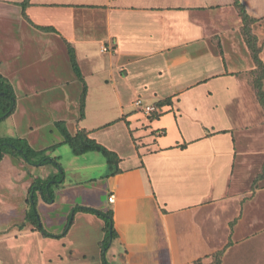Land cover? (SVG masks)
<instances>
[{
    "label": "crops",
    "instance_id": "crops-1",
    "mask_svg": "<svg viewBox=\"0 0 264 264\" xmlns=\"http://www.w3.org/2000/svg\"><path fill=\"white\" fill-rule=\"evenodd\" d=\"M22 1L0 0V20H14L21 28L12 40L18 54L25 48L29 55H35L31 42L42 52H37L42 67L38 82L47 75L71 95L77 78L69 77L57 54L65 58L68 42L77 54L82 50L90 60L91 50L86 46L101 43L100 52L108 53L110 61L108 68L91 61L95 71L84 75L86 102L91 96L93 72L107 74L103 76L106 84L149 98L148 104L172 100L162 108L163 114L151 121L134 109L125 112L119 94L116 120L99 127H79L91 131L90 136L96 139L98 130L123 122L132 142L129 154L106 142V147L118 153L122 171L107 176V170L102 175L107 184L104 204L80 205L112 212L116 235L106 253L111 254V263L195 264L201 259V264H210L212 255L225 249L221 264H264V178L254 190L231 188L236 164L244 156L264 157V111L251 74L256 64L242 35V19L234 0H31L26 9L28 18L23 15ZM240 1L250 15L264 16L262 6L252 4V0ZM251 8L257 14H251ZM212 10L216 12L212 14ZM236 16L241 24L231 27L229 20ZM39 26L54 27L56 32ZM259 41L264 62V40L259 37ZM104 46L108 50L103 51ZM11 55L13 59L19 56ZM18 67L14 61L3 71L8 74L19 71ZM215 78L233 79L232 84H226L229 93L223 97L213 86ZM26 82L36 83V77H28ZM232 86L234 92L230 91ZM194 87L207 93L203 98L183 101L185 92ZM86 118L82 121L89 120ZM97 140L103 144L102 139ZM112 194L113 202L109 200ZM32 226L28 236L40 242L27 241L21 246L0 243V264H4L3 249L22 251L6 255V262L19 257L32 262L38 253L36 261L40 260L52 237L43 241ZM66 235L60 243L64 250L70 248ZM66 255L50 252L41 261L52 263L58 256L59 264H64ZM80 255L88 261L86 253Z\"/></svg>",
    "mask_w": 264,
    "mask_h": 264
},
{
    "label": "rangeland",
    "instance_id": "rangeland-1",
    "mask_svg": "<svg viewBox=\"0 0 264 264\" xmlns=\"http://www.w3.org/2000/svg\"><path fill=\"white\" fill-rule=\"evenodd\" d=\"M251 3L255 5L258 4V6L260 5L264 9V0H252ZM13 5L15 8L17 7V5ZM215 12L216 11L212 10L211 13L214 14ZM252 13L257 14L256 11L251 8V14ZM256 17L261 18V20L255 25L257 27H255V30L257 29L260 39L264 40V16ZM229 24L231 27H238L241 23L236 16V18L229 20ZM212 28L217 30L218 26ZM19 30L21 31V28L14 20L7 22L0 20V71L5 72L3 70L6 68L10 69L14 61H18L20 66L18 67L19 71H12L8 74L5 72L6 74H4L8 77L9 74L11 76L12 81L11 79L10 81L14 87L17 98V110L13 115L7 117L0 123V135L26 138L30 145L36 150H45V154L48 156L56 159L58 158L59 163L57 162V164L51 161L38 166L30 164L21 156H11L9 154L4 156L3 160L0 162V243H3L5 246L18 243L21 246L27 241L35 240L36 243L40 242L39 238L34 239L28 236V233L33 229L32 224L26 220V214L31 208V204L28 202V198L31 197L29 189L33 182L37 180L41 181L39 177L47 178L50 175H54L58 176L57 179L55 177V180L62 183L60 189L53 188L54 196L49 202L45 201L40 191L37 190V203L35 208L40 224H42L44 230L51 234H55L54 232H59L61 234L71 222V226L69 227L71 229L64 238L70 248L67 250L62 248L60 244L63 242V240H61L62 237H52L50 241L51 246H47V248L51 250V253H67L66 257L64 256L67 259H65L66 261L64 264L111 263V254L106 253L108 252L112 237L110 238L106 231H104L108 225V220L96 214L94 216L90 214L87 215L86 212L77 208L84 203L104 204L105 200H107V184L106 180L102 178V175L107 172L108 163L105 156L99 152H89L83 155L75 154L69 144L62 143L64 137L57 126V122L64 121L67 129L72 134H75L80 126L87 128L88 126L98 125L99 127L109 121L116 120L120 115V105L117 100L119 94H122L119 95V97H123V99H121L124 101L123 105H125V112L134 109L135 112L141 113L140 115L142 118H148L149 114L144 111V108L136 107L133 103L139 96L135 93L136 91L123 90L122 87L118 86H115L117 88V90H115V87L112 86L111 83L106 84L104 82L103 76H108L107 74H94L93 72L92 76H90L92 83L89 91L91 96L89 97V103L86 102L87 106L85 108L86 120H89L82 121L80 118L82 83L76 79L73 82L74 86L71 85L70 88L71 95L67 96L69 91L65 90V87H62L58 82H53L50 75L49 79L47 75H44L43 77H45V80L38 82L42 71V67L39 65V57L42 52L36 51L38 48H34L35 46H33L31 42V51H34V53H36L35 55H29L25 51V48H23V50L20 49L21 54H18L19 52H16L15 49L12 48V40L17 39L14 33ZM259 37L258 44L260 45ZM38 43L43 45V42ZM22 44L25 46V42ZM99 44L101 43L95 44L96 46L86 44L88 50H91L90 60L85 59L82 50H79V54L76 52L78 62L80 60L79 64L82 60L80 67L82 69V65L84 66V75L87 74L88 71H91V69L95 71V64H92L93 68H91V61L92 63L97 62L98 65L108 68V63L110 61L109 55L108 53L100 52ZM47 52L50 53L51 50ZM65 52V58H62L56 51L54 53H56L58 57H61L59 60L61 67L68 71L69 77H73L75 72L70 61L68 50ZM11 53L19 56L13 59ZM114 62L116 61L114 60ZM28 77H36L37 82L27 83L26 79ZM66 77H68V75H66ZM232 82V78H215L213 86L215 87L216 85L218 93L223 97L225 94L229 93L225 88L226 84H232ZM231 88L233 89L230 91L234 92L235 88L233 86ZM33 93L35 94L32 95ZM205 93H207L206 90H197V87H194L185 92L186 96L183 97V101L187 98H203ZM142 100L145 105H151L148 104L150 103L148 102V100H150L149 98L147 100L146 97H144ZM153 105H156V103ZM178 106H180V103ZM235 107H237V105ZM262 111H264V109ZM262 113L264 114V112ZM105 115L107 117L106 120L103 121ZM108 126L105 128L103 127V130L96 129L99 131L95 133L98 134L97 138L102 139L105 146L107 143L109 146H117L123 154L131 153L132 142L129 134L126 133L124 123L118 121ZM30 127L34 129L32 130ZM131 134L133 136L132 132ZM132 140L134 142L137 141L134 137ZM109 148L113 149L112 147ZM43 155L44 154L41 156ZM248 156L249 155L244 156L242 162L239 161L238 164H236L234 180L231 185L233 190H242L244 192L250 189L254 190L258 188L261 179L264 178V176H262L264 157L258 155L260 156L259 158L258 156H252L250 159ZM60 166L63 168L65 175L60 169ZM48 195L50 199L51 195L47 192V196ZM21 225H25V227L21 229ZM38 235L35 237H38ZM39 237L43 241L44 238H47V236L43 235L41 232ZM48 249L44 250V254L50 253ZM2 252L4 264H7V262H10L9 264L61 263L60 257L58 256L55 257V261L53 260L52 263L47 260L41 261V257H43L44 254L40 256V260L36 261L39 257V253L32 257V262L23 261L20 257L19 259L8 260L6 262V255L10 256L12 253L21 254L22 251L3 249ZM72 253L74 254L71 255ZM80 253H86L88 261L85 260Z\"/></svg>",
    "mask_w": 264,
    "mask_h": 264
},
{
    "label": "trees",
    "instance_id": "trees-1",
    "mask_svg": "<svg viewBox=\"0 0 264 264\" xmlns=\"http://www.w3.org/2000/svg\"><path fill=\"white\" fill-rule=\"evenodd\" d=\"M31 0H23L20 5L23 10V15L28 18L26 14V9L30 5ZM236 8L239 16L242 19V27L241 32L244 37V40L248 46L250 51V55L256 64V68L251 72L253 77V85L256 90L257 98L259 99L260 104L264 109V62L260 58L261 46L258 44V37L254 33V27L258 24L261 18H257L248 13L245 4H243L240 0H234L233 3ZM38 28L44 31H53L56 32L54 27L51 26H39ZM67 50L70 56V61L75 72L77 79L82 83V95L80 100V118L84 119L86 115V99L88 95V85L80 64L78 62V58L76 55L75 48L68 42ZM172 103L171 98H165L157 101L156 107L158 110L153 111L151 115H148V119L153 121L156 118L160 117L163 112L160 110L166 105H170ZM17 110V98L14 91V87L8 77H6L0 71V123L6 119L7 117L13 115ZM64 121L57 122V126L60 129L61 134L64 137V141L62 143L69 144L73 150V152L77 155L87 154L89 152H99L102 153L108 163V172L107 176L116 175L122 170L119 168L118 164L120 162V157L117 152L114 150H110L104 144L99 142L97 139L91 137L89 134L91 131H88L85 128L79 129L75 134H72L64 124ZM110 124V123H109ZM129 124V123H128ZM48 150V149H47ZM11 156H21L30 164L33 165H44L48 162L59 163L58 158L50 157L45 154V150L38 151L30 143L26 138L23 137H14V136H2L0 135V162L3 160L5 155ZM44 154L43 156H41ZM57 163V164H58ZM61 165V164H59ZM60 169L63 172V168L60 166ZM64 174V172H63ZM65 175V174H64ZM264 176V169L263 174ZM58 176L50 175L47 178H40L41 181H35L31 184L29 189L30 198H28L29 204H31V208L26 214V220L34 225L35 230L41 232L43 235L47 237H63L68 233L69 227L71 226V222L68 227L61 234H51L44 230L42 224H40V220L35 208L37 203L36 201V191H40L42 198L49 202L52 200L54 196L53 188H60L61 182L55 180ZM47 192L51 195L49 199V195L47 196ZM81 211L89 212L92 214H96L102 218H106L108 220V225L105 228L106 233L109 237L113 238L116 235V232L113 228V214L112 212H103L97 208L93 207H85L78 206ZM25 225H21V229H23ZM110 227V228H108ZM225 249L219 250L215 252L212 257L213 261L210 264H221L222 257L224 255ZM202 260L198 259L195 264H201ZM106 264H109L106 262Z\"/></svg>",
    "mask_w": 264,
    "mask_h": 264
},
{
    "label": "built area",
    "instance_id": "built-area-1",
    "mask_svg": "<svg viewBox=\"0 0 264 264\" xmlns=\"http://www.w3.org/2000/svg\"><path fill=\"white\" fill-rule=\"evenodd\" d=\"M106 50H108V48L106 46H104L103 47V51H106ZM134 104H135L136 107L144 108V111L146 113H148L149 115H151V113L153 111L158 110V108L156 107V105H153V104H151V105H145L144 102H143V100L141 98L136 99V101L134 102ZM114 199H115V196L113 194L109 196V200L111 202H113Z\"/></svg>",
    "mask_w": 264,
    "mask_h": 264
}]
</instances>
